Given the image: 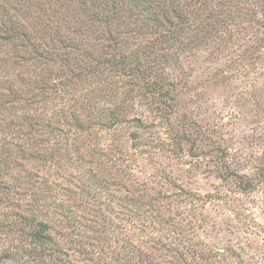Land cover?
<instances>
[{"label": "trees", "instance_id": "trees-1", "mask_svg": "<svg viewBox=\"0 0 264 264\" xmlns=\"http://www.w3.org/2000/svg\"><path fill=\"white\" fill-rule=\"evenodd\" d=\"M234 1L0 0V264H72L78 250L56 239L50 220L57 214L77 236L84 225L54 214L63 201L50 174L55 161H94L79 181L102 171L116 178L118 156L93 135L122 123L138 92L162 103L159 71L219 38L238 17ZM114 189L124 193L129 228L165 224L179 234L169 226L181 220H164L160 190L133 177ZM132 234L125 228L123 257L109 243L88 253L101 264H158L156 248Z\"/></svg>", "mask_w": 264, "mask_h": 264}, {"label": "rangeland", "instance_id": "rangeland-1", "mask_svg": "<svg viewBox=\"0 0 264 264\" xmlns=\"http://www.w3.org/2000/svg\"><path fill=\"white\" fill-rule=\"evenodd\" d=\"M234 2L238 17L219 38L180 51L159 71L162 103L138 92L122 123L93 135L118 156L116 178L102 171L79 181L94 161H55L50 174L63 201L54 214L84 225L77 236L57 214L50 220L56 239L78 250L72 264H101L88 252L108 243L123 257L125 228L156 248L158 264H264V0ZM132 177L166 197L164 220H181L169 226L179 234L122 220L124 193L113 190Z\"/></svg>", "mask_w": 264, "mask_h": 264}]
</instances>
